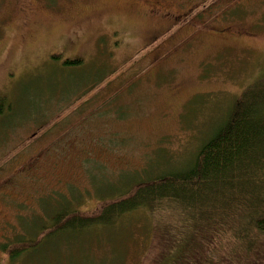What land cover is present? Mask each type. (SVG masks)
Here are the masks:
<instances>
[{
    "label": "rangeland",
    "instance_id": "1",
    "mask_svg": "<svg viewBox=\"0 0 264 264\" xmlns=\"http://www.w3.org/2000/svg\"><path fill=\"white\" fill-rule=\"evenodd\" d=\"M263 76L264 0H0V247L187 168ZM152 233L132 212L30 264H155Z\"/></svg>",
    "mask_w": 264,
    "mask_h": 264
},
{
    "label": "trees",
    "instance_id": "2",
    "mask_svg": "<svg viewBox=\"0 0 264 264\" xmlns=\"http://www.w3.org/2000/svg\"><path fill=\"white\" fill-rule=\"evenodd\" d=\"M3 101L0 97L1 119ZM133 184L132 194L130 186L95 215L59 210L41 229V240L5 243L2 253L11 263L26 255L30 264L42 244L52 242L50 234L65 239L99 227L108 230L141 210L152 224L155 264H264V76L241 94L187 168Z\"/></svg>",
    "mask_w": 264,
    "mask_h": 264
}]
</instances>
